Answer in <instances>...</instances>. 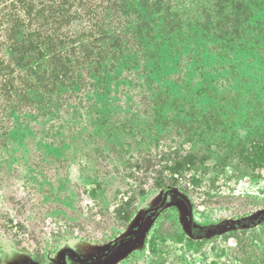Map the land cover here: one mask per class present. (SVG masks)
Here are the masks:
<instances>
[{"label": "trees", "instance_id": "16d2710c", "mask_svg": "<svg viewBox=\"0 0 264 264\" xmlns=\"http://www.w3.org/2000/svg\"><path fill=\"white\" fill-rule=\"evenodd\" d=\"M142 126L149 129L141 135L148 144L133 139ZM261 126L264 0H0L2 180L23 162L41 169L40 184L49 185L47 172L62 168L57 188L65 190L69 155L80 145L99 169L117 171L111 180L123 195L114 209L120 230L142 197L174 189L184 174L215 160L224 166L233 153L236 170L261 168L264 135L250 130ZM168 138L170 149L156 144ZM217 140L228 146L216 155L209 141ZM128 150L139 152L135 165L155 173L150 185L148 172L138 193L124 196L131 181L123 174L133 178L132 163L121 159ZM90 184L84 192L98 198V185ZM173 189L163 197L177 195ZM77 195L71 190L65 203H51L54 213L63 215L59 206L69 210ZM39 199L46 200L43 192ZM36 215L32 223L12 221L37 236L43 220ZM68 224L69 230L78 225Z\"/></svg>", "mask_w": 264, "mask_h": 264}, {"label": "rangeland", "instance_id": "374dc122", "mask_svg": "<svg viewBox=\"0 0 264 264\" xmlns=\"http://www.w3.org/2000/svg\"><path fill=\"white\" fill-rule=\"evenodd\" d=\"M250 130L254 134L264 135V126ZM147 131L149 129L146 126H142L138 132L135 129L134 133L137 137L133 139L138 144H148L147 139H141L142 133ZM209 142H212L211 150L216 155L220 153L221 147L228 146V140ZM156 144L164 149H170L174 141L168 138L166 142L158 140ZM156 144H152L150 150L146 151L149 157L153 155L152 149H155ZM134 145L133 143L132 146ZM85 149L76 144L75 150L70 152L73 155H69L71 159L68 167L69 188L62 191L57 188L56 180L62 168L47 172L46 183L49 185L40 184L43 181L41 169L34 168L32 165L33 169H30L23 162L5 171L8 178L4 179V174L3 180L0 178V264H28L33 260V256L40 258L41 255L45 258L44 264H78L77 262L79 264H114L120 259H117L120 256L119 252H122L121 257L132 252L133 257L137 258L136 264L137 262L139 264H264V227L260 226L264 222V165L259 169L245 166V169L236 170L238 161L234 162V160L238 158L233 153L225 159L224 166L216 164L215 160L209 167L184 174L179 178L176 186L190 200L192 208L190 207L189 211V222L192 227L198 224H214L224 219H234L229 222L234 225L221 224L215 232L200 238L201 241L189 243L186 236L181 233L184 232L183 218L186 209L183 206L182 209L176 206L175 199H169L167 203L165 200L164 204L162 198H159L152 209L158 206L160 209L146 216L151 219L143 220L139 226L138 240L117 246L113 249L114 251L119 248L117 251L108 256H101L99 260H89L97 259L109 247L103 248L95 244H100L116 234L113 224L118 225L115 221L118 216L114 209L119 203L117 202L119 197L123 195L115 194L113 188L116 182L112 184L111 177L114 179L117 171L112 167L99 169L97 167L99 163H94ZM226 149L227 147L224 152ZM110 153H115L116 156L114 150ZM121 155V159L123 158L126 163H132L130 173L133 178L128 172L123 174L127 181H131L127 186L129 189L125 192L127 194L124 196L129 195L132 190L138 193V183L145 180L143 175H147L148 172L150 173L147 175V185L152 183L155 168L151 170L152 166L147 167L148 172H145L143 166L135 165L137 157L141 160L139 152L128 150ZM163 157L164 155L157 158L156 171L162 169L164 164H160L159 161H163ZM221 157L224 159V154H221ZM218 162H221V159ZM90 183L98 185L94 187L98 198L84 192V189L89 191L92 189ZM71 190L78 194L77 203H72L70 209L66 211L64 206H59L63 215L55 214L51 203L57 204L61 201L65 203L64 198L70 194ZM42 192L46 200L39 199ZM157 192L151 193L148 198L141 199L139 203L146 199L144 205L147 204V201L153 199ZM103 199L105 200L102 204ZM17 200H27L37 206L34 210L19 208ZM100 205L108 209V215L101 210ZM261 207L263 208L260 209ZM258 208L262 210L260 213H263V216L256 222L252 221L243 225L245 221L239 220L240 217L247 218ZM36 213V217L40 216L43 220L35 226L38 230L37 236H32L25 229V224L13 222L24 219L23 223H32ZM70 213L73 215L71 216ZM69 217L71 219H68ZM138 220L139 216L131 232L124 238L134 231ZM68 223L78 225L68 230L66 229L67 225H70ZM78 227H83L85 231ZM237 229L239 231L232 233ZM58 230L60 231L56 232ZM73 234L77 235V239L72 238ZM22 248L25 252H20ZM135 258H131L127 264H134Z\"/></svg>", "mask_w": 264, "mask_h": 264}, {"label": "flooded vegetation", "instance_id": "af4514ba", "mask_svg": "<svg viewBox=\"0 0 264 264\" xmlns=\"http://www.w3.org/2000/svg\"><path fill=\"white\" fill-rule=\"evenodd\" d=\"M148 185H150V184H148ZM167 189H173V188H171V187H166V188H162V189H154V190H152L148 195H150L151 193H153V192H156V191H158L156 194H155V196L153 197V199H151L150 201H147V204H145L144 205V202L146 201V199L142 202V203H137L136 204V210H135V212L133 213V215L131 216V218H130V221H129V223H128V225L123 229V228H121L120 230H119V226H118V228H117V230L115 229V232H116V234L115 235H113L112 236V239L114 238V240L113 241H111L110 243H106L105 242V240L103 241V242H101L100 244H95V246H103V248L104 247H108V246H110L113 242H116V241H120V240H122V239H125L124 237L129 233V232H131V228H132V226H133V224L135 223V220H136V218H137V216H140L142 213H144V212H146V211H148V210H150V209H152L153 208V206H155V202H156V200L157 199H161L162 198V203H164L165 204V200H166V203L167 202H169L168 200L170 199V200H177L176 201V203L177 204H175L176 206H180V208L182 209V206H183V208L184 209H186V212H185V216H184V218H183V221H184V226H183V228H184V232H181L184 236H186V238H187V240H188V242L189 243H193V242H198V241H201L200 240V238H205L206 237V234H208V233H210V232H215L216 231V229L217 228H219V226H221V224H226L227 226H230V225H234V224H232V223H229V222H232L233 220H231V219H224L223 221H219L218 223H214V224H209V223H206V224H198L197 226H195V227H192V225L190 224V222H189V218H190V213H189V211H190V207L192 208V206H190V200H189V198H187V197H185L184 195H183V193L179 190V187L178 186H175V188L173 189L174 191H175V193L178 195H174V194H167L165 197H163V193L165 192V190H167ZM148 195H146L144 198H148ZM182 195V196H181ZM166 197H167V199H166ZM143 197L141 198L142 200L144 199ZM183 198L186 200V202L188 203V204H186V202L183 200ZM189 200V201H188ZM174 202V201H173ZM264 204V203H263ZM263 207H261L260 209H262ZM259 208L258 209H256V210H254L253 211V216L255 215L256 217H254L253 218V216L252 215H249L247 218H244V217H240V219L239 220H242V222L243 221H245L244 223H242L243 225L245 224V223H250V222H252V221H254V222H256L259 218H261V216H263V213H260L262 210H260ZM264 210V209H263ZM159 211V210H158ZM260 213V214H259ZM259 214V215H258ZM180 215H181V213H180ZM148 216H150V215H147V217ZM145 218H146V216H145ZM145 218H143V220L145 219ZM146 219H151V218H146ZM143 220H142V222H143ZM116 222H117V220H115ZM221 222H223V223H221ZM73 224H76V223H73ZM261 227H264V222H262L261 223V225H260ZM74 227V226H73ZM72 227V228H73ZM71 228V229H72ZM66 229H68V228H66ZM78 229H80V230H83V231H85V229L83 228V227H78ZM264 229V228H263ZM60 230H62V229H60ZM60 230H58V231H56V232H59ZM69 230V229H68ZM119 230V231H118ZM237 231H239L238 229L237 230H235V231H233L232 233H235V232H237ZM76 234H73L72 235V238L73 239H77L76 238ZM138 236L139 235H137L135 238H134V240H138ZM79 238V237H78ZM81 239V238H80ZM109 239V238H108ZM111 239V238H110ZM87 242V241H86ZM119 248H117L116 250H112V252H110L109 254H107V256L108 255H110V254H112V253H114L115 251H117ZM20 252H25V251H20ZM66 252H69V251H66ZM118 254H120V256L119 257H117V259H119L118 261H116L114 264H125L126 262H128V261H130L131 260V258H135V256L133 257V253L132 252H129V253H127L128 255H124V256H122L121 257V254H122V252H119ZM132 255V256H131ZM117 259H115V260H117ZM136 259L137 258H135V263L134 264H136ZM33 262H35L36 264H44V262H45V258H43V255H41V257L40 258H37V257H34L33 256V260L30 262V263H28V264H31V263H33ZM77 262V261H76ZM78 264H79V262H77ZM69 264H71V263H69ZM76 264V263H75ZM127 264V263H126ZM129 264V263H128ZM137 264H139V262H137Z\"/></svg>", "mask_w": 264, "mask_h": 264}, {"label": "water", "instance_id": "95a60500", "mask_svg": "<svg viewBox=\"0 0 264 264\" xmlns=\"http://www.w3.org/2000/svg\"><path fill=\"white\" fill-rule=\"evenodd\" d=\"M169 191H170V190H169ZM172 192H174V191H172ZM183 199H184V198H183ZM184 201L186 202L185 199H184ZM186 204H188V203L186 202ZM161 207H162V206H161ZM159 209H160V206H158V207H156V208H154V209H150V210H148V211L142 213V214L139 216V220H138V223H137L136 228L134 229V231H133V232H132L127 238L122 239V240H120V241H118V242H116V243L110 245V246L107 248V250L104 252V254L98 256L97 259H89V260H91V261L99 260V259L102 258L103 256H106L111 250H113V249L116 248L117 246L125 245V244L131 242L132 240H134V238H135V237L138 235V233H139V226H141L143 218H145V216H147V215L154 214V213H155L156 211H158ZM189 219H190V218H189ZM101 256H102V257H101ZM81 260H83V259H81Z\"/></svg>", "mask_w": 264, "mask_h": 264}]
</instances>
